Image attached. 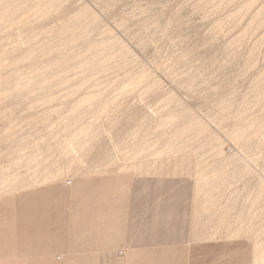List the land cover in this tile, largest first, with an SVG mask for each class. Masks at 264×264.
<instances>
[{"label":"rangeland","instance_id":"1","mask_svg":"<svg viewBox=\"0 0 264 264\" xmlns=\"http://www.w3.org/2000/svg\"><path fill=\"white\" fill-rule=\"evenodd\" d=\"M48 1L0 0V4L9 3V9L16 11L13 20L0 22V47H4L2 48L4 53L8 49L7 55L12 54L5 58L7 62L4 68L1 67L3 68L1 71L4 73L0 71V88H6L9 94H14L10 95L12 98L8 99L7 103L12 104L15 110L14 117L0 118V132L2 127L5 131L2 142L3 163L10 164L16 155L19 158L22 157L19 171L24 180L20 184L23 185L21 187L30 184L32 178L29 181L25 178L31 177L32 172H35L29 167V156L41 150H35L32 145V142L39 136L44 134L46 144L49 145L51 142L56 147L60 141L73 143L74 146L78 144L77 151L82 153L83 148L86 149L88 146L89 136L93 135L95 131L107 137L104 134V129H107L108 137H112L117 143H120L123 142L124 135L127 136L128 132H132L135 127L139 128L140 126V132L146 133L139 132L138 139H147L148 146L152 143L151 148L147 146L149 149L142 150L139 145H141V141L143 143V140L137 139L139 143L136 144V149L129 147L128 144L126 145L128 149L121 147V150H112L113 154L108 153L111 156H108L107 153H100L102 158L105 155L102 159L105 162L107 161L105 157L116 160L114 154H117L119 158L123 155L124 159L122 157L120 163L118 160V163L115 161L116 164L113 162L107 165L110 168H105V162L100 159V164H104L101 166L102 170H98L100 173H95L98 174L97 176L89 175L90 179L87 180V185L96 188V191L93 190V194L98 193L97 190L102 187L105 179L116 181L117 185L125 188L126 193L124 196L122 195L125 200L124 210L111 215L110 218H101V211L97 206L91 207L85 220H81L80 224H83L84 227L76 228L77 233L78 231L84 233L82 236L85 238L83 246L90 252H102L103 249L97 245L99 241L96 239L101 238L100 242H105L103 241L105 236L98 235V227L102 226L105 221L110 224L113 222L116 226L115 228L111 227L110 232H107L109 233L106 237L107 240L114 239L116 243L121 240L112 250L113 256H123L124 254L127 256L134 250L148 249L155 250L154 254L163 259H176L179 264H250L258 254L257 247L264 243L262 236H260V240L256 241V235L260 231L262 232V226L264 227V203L259 207L254 204L257 179L260 178V181H264V151L255 147L244 149L241 144L237 145L232 142L230 135L233 130L239 129V127L250 130L248 123L244 127L245 122L257 120L264 115V99L261 100L262 102L255 101L256 99L252 97L256 80L264 75V18L257 17L262 3L255 5L246 16L237 20L233 16L241 11L249 0H63L61 12L64 15L54 11L38 19V7L45 6ZM39 4L42 6H38ZM85 10L87 13L78 25L77 18ZM176 21H180V26L175 25ZM170 23L173 25L164 31V26ZM74 25L80 32H86L89 37L87 41L79 40L72 36L71 31H67V27ZM245 31L247 32L245 40L240 43L238 38ZM144 44L146 45L142 46ZM16 46L23 48L17 51V56L15 55L18 50L15 49ZM12 47H15V50L13 49L15 53L10 52L13 51ZM125 51L130 53L135 61L128 67L123 64ZM23 52H27L28 55L35 53L36 66L43 68V81H39L35 86H23V80L20 79L22 75L31 71L29 62H25L27 64L25 66V63L19 61L22 60L20 54ZM177 59H180L181 62L175 66L172 65L171 62ZM82 60H93L94 64L86 72H81L79 63ZM62 61L64 66L61 65V69H57V64ZM142 71L147 72L153 79L160 82L161 90L158 94H154L157 91L152 85L141 84ZM65 76L69 79V85L73 86L66 89L44 85L45 82L54 85L55 80ZM133 80L139 85H135L137 87L134 89H124L122 85ZM189 81L194 87L186 89V84ZM230 82L232 86L229 87ZM252 82L255 84L252 85ZM251 87L253 88L251 89ZM122 88L126 93L136 92L137 94L123 96L121 95L124 93ZM216 89L221 90V96L219 92L216 93ZM92 92L103 95L85 104L80 102ZM222 93L224 94L222 95ZM65 94L72 96H65ZM216 94L217 96L214 97ZM226 94L234 100H231L233 107L229 105L230 112L224 113V115L223 110L220 112V105L219 102L216 103V100L219 101V97L228 96ZM15 95L20 97L17 98ZM50 95L54 96L56 100L43 102L44 98H49ZM203 96L208 97L206 98L208 102L206 99L203 100ZM33 103H35V109L29 107ZM129 104L134 106V108L129 107L131 111L127 108L130 106ZM216 104H218L217 107ZM101 105L108 106L110 109L103 114L100 112L101 115H99L98 110ZM238 108L248 109L247 114L251 117V120L248 116L245 117V120H241L243 125L238 120L237 114L241 113ZM55 109L58 110L59 117L57 115L53 117L57 122L54 126L44 123L45 119L38 118L46 117L45 114L49 110ZM71 109L76 110L71 111ZM184 109L185 111H182ZM95 110H97V114L99 113L98 115L94 114ZM184 112L186 113L184 114ZM138 113H143V115ZM221 115L225 118L223 119ZM129 116L134 117L132 119L136 123L132 122ZM172 116L178 117L172 122L174 126L165 123L168 118H173ZM183 116H187L185 117L187 120L194 117L195 120H193L196 121L197 118V121L200 120L204 125L206 124V128L208 127L214 136L211 137L213 134L210 136L211 133L208 130L210 134L204 136L206 138L209 136L211 138V140L208 138L209 141L204 136L202 140L201 137L198 138L197 131H194L196 133L194 138L191 136L193 139L189 136H187L189 139L184 136V140H182L183 136L175 137L177 143L174 144H178L180 148L184 147L188 140L186 145L189 147L192 145L195 150L185 146L181 149L182 151L180 150V153L178 151L170 152L167 150L166 140L168 141L170 137L172 140L176 135L171 127L173 126L176 130L175 128L181 124L193 122L192 119L190 122L185 120ZM118 117H121L122 121ZM142 117L145 120L151 119L146 122ZM180 117H183L184 120ZM127 119H131L132 123L129 122L130 120L127 123ZM117 120H119L117 123H113ZM141 120L143 123L139 122ZM181 120L185 122L183 123ZM230 120L233 121L232 124H229ZM157 121L159 122L157 123ZM175 121L178 125L175 124ZM102 122L105 128L101 126ZM68 123H70L69 127ZM72 123H75L73 131ZM94 123L97 124V128L92 127ZM118 123L122 126L120 127ZM126 123L127 125L123 126ZM133 123L138 124L135 126ZM13 124L15 125L14 132L9 129ZM113 124H116L115 128H112ZM142 124L145 127L141 128ZM156 124L165 126L162 129L163 132H161L163 126L158 127L157 130L156 127H153ZM17 125L20 126L18 129H16ZM83 126L85 127L82 128ZM148 126L152 131H157L156 134H153L154 131H149ZM146 129L147 131H145ZM168 129L171 130L168 131ZM109 130L112 132L110 133ZM158 130L160 131L158 132ZM164 131H167L166 134L169 136L163 134ZM169 132L175 133V135H170ZM161 134L165 136L162 137ZM157 136H160L159 143ZM164 137H166L165 140ZM195 138L198 140H194ZM190 140L192 141L190 142ZM168 142L170 143V140ZM183 143L184 145H182ZM153 144H156V149H153ZM178 145L175 147L178 148ZM162 147L166 148V153L164 150L161 155H164L162 163L155 165V170L152 168L155 171L153 172L152 161L147 160L149 155H152L149 151L159 152L163 150ZM53 149L56 148L53 147ZM130 149L134 150L137 156L142 153L141 150H145L143 154L149 150V154L148 156L144 154L146 157L142 155L140 156L142 158L133 160L131 158L135 155L133 156V151L131 150V153ZM185 149L189 152L186 153ZM56 150L57 154L64 152ZM190 151L194 152H192L193 155L189 154ZM94 152L91 154L94 155L97 151ZM125 153L130 156L132 163L129 157L128 160L125 159L127 158ZM173 153H177L176 156L172 157ZM96 156L100 157L94 155V157ZM165 156L169 157L164 158ZM26 159L28 167L24 166ZM53 159H55V155ZM142 159L145 161H141ZM141 162L149 163V166L142 167L140 171L135 167ZM92 163L95 162L92 161ZM129 164H132L130 168L135 169L134 171L131 169L129 172V169H126V172L121 170L120 167L123 166L129 168ZM175 165L176 167H174ZM102 167L108 171L103 170ZM158 167H161L160 170ZM195 167L198 169L196 170ZM244 169H247L248 172H243ZM234 172H238L236 179L230 178ZM138 173L141 174L137 175ZM200 173L202 176H206L207 181L213 179L214 186L204 183L205 179L200 178L202 177ZM133 174L134 176H132ZM66 181L68 184L70 183L69 178L64 177L57 183L47 186L46 189L52 190L51 193H48L52 199H43L42 205L40 195L37 193L30 195L31 192L28 191L19 192L12 204L0 201V264L5 262L2 255L5 249V240L10 233L15 231L17 233V229L50 225L59 227L63 213V218L67 222L66 226H70L71 220H73L70 215L71 205L73 204L76 208L79 203H84L83 200L86 201L84 198L87 194L72 193ZM75 183L76 181L73 182V184ZM207 200L216 206L211 205L215 210H218V214L210 206L208 208L212 210L211 213L200 209L201 204L205 208L204 203ZM57 203H59L58 208ZM203 214L208 215L205 216L208 218H203ZM75 215L82 216V214L74 213ZM241 218H244L243 221ZM219 220L222 225L226 222V227L220 225ZM206 230L207 232H205ZM234 230L240 232H237L238 237ZM95 237L96 239H94ZM260 241L261 243L258 244ZM103 244L110 246V242ZM110 257L108 253H105L101 259L106 260Z\"/></svg>","mask_w":264,"mask_h":264},{"label":"bare ground","instance_id":"2","mask_svg":"<svg viewBox=\"0 0 264 264\" xmlns=\"http://www.w3.org/2000/svg\"><path fill=\"white\" fill-rule=\"evenodd\" d=\"M25 2L26 1H28V0H24ZM261 4L262 3V7H261V9H259V11H258V13H257V17H262V18H264V0H249L247 3H246V5L243 7V9L241 10V11H238L234 16H233V18L234 19H241V18H243L244 16H246L247 14H248V11L249 10H251V9H253L254 8V6L255 5H257V4ZM9 3H6V5H2V3L0 4V22H7V21H10V20H13L14 19V15H15V13H16V11H12L11 9H9V5H8ZM62 5H63V0H49L46 4H45V6H43V7H38V12H37V14L39 15L38 16V19H40V18H42L43 16H46V15H48V14H50V13H52V12H59V13H62L61 15H64L63 14V12H61L62 11ZM38 6H42L41 4H39ZM33 10H35V9H33ZM87 13V11L85 10L84 12H82V13H80V16L77 18V22H78V25L80 24V22H81V20L83 19V16L85 15ZM14 16V17H13ZM13 17V18H12ZM20 22H23V21H20ZM169 22V21H168ZM167 22V23H168ZM177 22V21H176ZM180 22V21H179ZM179 22H177V23H175V25L176 26H180V23ZM173 25V24H172ZM171 25V23L170 24H166L165 26H164V31H166L170 26H172ZM175 26V27H176ZM176 28H178V27H176ZM18 30H20V29H18ZM67 31L68 32H72L73 34H72V36H74V37H77L79 40H84V41H87L88 39H89V37L86 35V32H80L79 30H78V28H77V26H72V27H67ZM48 33V32H47ZM50 33H51V30H50ZM246 34H247V32L245 31L244 32V34H242L239 38H238V40H239V42L241 43V42H243L244 40H245V37H246ZM146 44H144V45H142V46H145ZM17 47V46H16ZM1 48V47H0ZM2 48H4V47H2ZM1 48V49H2ZM15 48V47H14ZM13 47H12V49L11 50H13L14 49ZM20 48H22V47H20ZM20 48H15V49H18V50H16V53L14 52V50L13 51H10V52H14L15 53V55L18 53L17 51H20L19 49ZM76 48V47H75ZM74 48V49H75ZM0 49V51L2 52L3 51V49L1 50ZM23 49V48H22ZM74 49H73V52H74ZM29 50V49H28ZM27 50V52H29ZM23 51V50H22ZM31 51V50H30ZM100 51V50H99ZM0 52V53H1ZM6 52V51H5ZM7 52H8V49H7ZM6 52V53H7ZM27 52H23L24 53V55H23V53L22 54H20V55H22L21 56V58L20 59H22V60H19V58H17L16 57V59H18L20 62H23V63H25V62H29L30 63V76H27V77H24L25 75H27V74H29V73H25L24 75H22V77L20 78V79H22L23 80V86H35V85H37L38 83H39V81H43V77H44V72H43V68H41V67H38V66H36V64H35V53L34 54H32L31 52V54H29L28 55V53ZM6 53H4V52H2V54H0V71L1 70H3V68H4V66L6 65V57L7 56H9V55H12V54H6ZM20 53V52H19ZM25 53H27V54H25ZM14 56V55H13ZM17 56V55H16ZM18 57H19V55H18ZM182 59V58H181ZM183 60V59H182ZM14 62V61H13ZM16 62H17V60H16ZM94 61L92 60H90V61H85V60H82V61H80V66H81V72H86L87 70H89V68L92 66V64H94L93 63ZM173 62V61H172ZM171 62V64L173 65L174 64V66H175V64H178V63H180L181 61H180V59H177V60H175L173 63ZM133 63H135V61H134V59L131 57V55H130V53H128L127 51H125L124 52V55H123V64L125 65V66H130V65H132ZM14 64H15V62H14ZM18 65H20V63H17ZM26 64V63H25ZM187 64V63H186ZM18 65H16V66H18ZM61 65L62 66H64V62L62 61V63L61 62H59L58 64H57V69H61ZM21 66L23 67V64H21ZM21 66H19L20 68H21ZM25 66H27V64L25 65ZM174 66H173V68H174ZM1 67H3V68H1ZM18 67V68H19ZM28 67H29V64H28ZM172 68V69H173ZM17 71H19V70H17ZM171 71V70H170ZM2 72V71H1ZM0 72V73H1ZM9 73L11 72V71H8ZM2 73H4V72H2ZM167 74V73H166ZM200 74V73H199ZM173 75V74H172ZM201 75H202V73H201ZM200 76V75H199ZM155 78V77H154ZM171 78V77H170ZM256 79V78H255ZM254 79V80H255ZM140 80L142 81L141 82V84H144V83H148L149 85H152L154 88H155V90L157 91V93L156 92H154V94H158V92H160V90H161V84H160V82L159 81H157L156 79H153V77L151 76V75H149L147 72H141V75H140ZM188 80V79H187ZM190 80V79H189ZM204 80V79H203ZM172 81H173V79H172ZM201 81V80H200ZM55 82V84L54 85H51L50 83H44V85L45 86H48V87H61V88H69V86H73V85H69V79H68V77H64V78H60V79H57V80H55L54 81ZM175 82V81H174ZM177 82V81H176ZM191 82H192V80H191ZM180 83V82H179ZM185 83H186V81H185ZM193 83V82H192ZM192 83H190V81H189V83L187 82V84H186V89L187 88H192V87H194L193 85H192ZM226 83H228V82H226ZM48 84H50V85H48ZM201 84H203V83H201ZM230 84H231V82H230ZM253 84H255V82H252V85ZM135 85H139L138 83H136V81L135 80H133V81H131V82H128V83H126V84H124V85H122L123 87H124V89H126V88H128V89H134V88H136L137 86H135ZM185 85V84H184ZM225 85H227V84H225ZM228 86L230 87V86H232V84L231 85H229L228 84ZM226 87V86H225ZM224 87V88H225ZM228 87V88H229ZM185 88V87H184ZM253 87H251V89H252ZM222 89H223V87H222ZM217 90V92L216 93H218L219 92V94L221 93L220 91L221 90H218V89H216ZM223 90H226V89H223ZM223 90H222V92H223ZM122 91H123V88H122ZM227 91V90H226ZM225 91V92H226ZM253 95H252V97L253 98H255L256 100L255 101H261L262 99H264V75H261V77L260 78H258V80H256V85H255V87L253 88ZM124 92V91H123ZM224 92V93H225ZM215 93V92H214ZM224 93H222V95L224 94ZM227 93V92H226ZM133 94H137L136 92H128V93H126V92H124V93H121V95H123V96H130V95H133ZM213 94V93H212ZM218 94V95H219ZM229 94V93H228ZM228 94H226V95H228ZM10 95H14V94H9L8 93V91L6 90V88H3V87H1L0 88V118H12V117H14V112H15V110H14V107L12 106V104L10 105V104H8L7 103V100L8 99H10V98H12V97H10ZM103 94L102 93H94V92H92V93H90V94H87L86 96L87 97H85V98H83L80 102L81 103H86V102H88V101H92L94 98H97V97H100V96H102ZM120 95V96H121ZM214 95V94H213ZM231 95V94H230ZM65 96H72L71 94H65ZM134 96V95H133ZM217 96V94L214 96V97H216ZM220 96H221V94H220ZM15 97H20V96H17V95H15ZM231 97V96H230ZM229 97V95L228 96H223V97H219V101H217L216 100V103L217 102H219V105H220V112H221V110H223L222 111V113L224 114H226L227 112L229 113L230 111H229V105H231L232 103V101L231 100H234V99H231ZM125 98V97H124ZM206 98H208V97H204L203 96V100L205 101V99ZM56 100V98L54 97V96H51L50 95V97L49 98H44V101L43 102H54ZM202 100V99H201ZM207 100V99H206ZM207 102H208V100H207ZM262 102V101H261ZM126 103V102H125ZM258 104V103H257ZM130 106H128L127 108L129 109V107H132V108H134V106L132 105L131 106V104H129ZM217 105L218 104H216V107H217ZM233 105V104H232ZM231 105V107H233ZM29 107H31V109H35L36 107H35V103H33V104H31ZM123 108H125V107H123ZM126 108V109H127ZM135 108H136V106H135ZM139 108V107H138ZM110 109V108H109ZM109 109H108V106H105V105H101V108L98 110V112L100 113H104L106 110H108L109 111ZM240 108H238V110H239ZM74 111V110H76V109H71V111ZM130 111H131V108L129 109ZM133 110V109H132ZM218 110V109H217ZM230 110H232L231 108H230ZM234 110V109H233ZM96 111L97 110H95V113L94 114H97L96 113ZM182 111H185V109L184 110H182ZM57 113V114H55V113ZM107 112V111H106ZM124 112V111H123ZM125 112H126V110H125ZM124 112V113H125ZM128 112V111H127ZM138 112V111H137ZM140 112V111H139ZM237 112V111H236ZM239 112H241V113H238L237 115L239 116V119L238 120H240V123H241V120L243 121V120H245L247 117L246 116H248V109H246V108H243V110H241L240 109V111ZM59 112H58V110H49L48 112H47V114H45V116L46 117H38V118H42V119H45L44 120V123H49V125H51V126H54L55 124H57V122H56V119L55 118H53L55 115H57L58 117H59V114H58ZM98 113V114H99ZM101 113L99 114V115H101ZM111 113H112V111H111ZM129 113V112H128ZM181 113H183V112H181ZM180 113V114H181ZM186 112H184V114H185ZM188 113V112H187ZM97 114V115H98ZM127 114V113H126ZM135 114V113H134ZM133 114V115H134ZM138 114H140V113H138ZM138 114H136V115H138ZM224 114V115H225ZM247 114V115H246ZM106 115H108L107 113H106ZM132 115V116H133ZM136 115L134 116L135 117V119H136ZM140 115H143V113L142 114H140ZM144 115H146V114H144ZM182 115V114H181ZM187 116H188V114H186ZM103 117L105 116V114L104 115H102ZM110 116V115H109ZM108 116V117H109ZM113 116V115H112ZM118 116V115H117ZM121 116V115H120ZM132 116H129L131 119L133 118L134 119V117H132ZM187 116H185V117H187ZM222 116V118L224 119L225 118V116H223V115H221ZM138 117H139V115H138ZM150 117V116H149ZM173 117V116H172ZM184 117V116H183ZM182 117V118H183ZM184 117V118H185ZM191 117V116H190ZM246 117V118H245ZM249 117V116H248ZM260 117V116H259ZM106 118V117H105ZM110 118H111V116H110ZM119 118V117H118ZM144 120H145V118H146V116H145V118L144 117H142ZM178 117H173V118H168L166 121H165V123H168V124H172V122L175 120V119H177ZM181 117H180V119H182ZM184 118L182 119V120H184ZM251 117H249V119H250ZM258 118V117H257ZM108 119V118H107ZM115 119V118H114ZM114 119H112L113 121H114ZM120 120H121V117L119 118ZM131 119H127L126 121H127V123H128V121L129 122H131ZM133 119H132V122H135V121H133ZM141 119V118H140ZM151 119V118H150ZM150 119H147L148 121L150 120ZM153 119V118H152ZM192 119V118H191ZM190 118H188V120L185 118V120H187V121H192L193 119H194V117H193V119L191 120ZM252 119H256V118H252ZM2 120V119H1ZM4 120V119H3ZM110 120V119H109ZM108 120V121H109ZM116 120V119H115ZM143 120V121H144ZM147 120H145L146 122H147ZM154 120V119H153ZM181 120V121H182ZM195 120V119H194ZM193 120V122H190V124H181L180 126H177V128H175L176 130H174V125L171 127V129L173 128V131H175L176 132V135H175V133H170V135H175L173 138H172V140H171V137H170V143L166 140V144L168 145V147H167V150L168 151H172V152H174V151H178V153H180V150L182 149V148H184L185 146H188V145H186L189 141L187 140V143L184 145V143L182 144V145H184V147H182V148H180V146L178 145V144H174L175 142L177 143V141H176V139L177 138H180V137H182L183 136V139L182 140H184V136L185 137H187V136H189V138H191V136L193 137H195V135H196V133H194V131H197L198 133H197V137L198 138H200L201 137V140L202 139H204V138H202L204 135L205 136H207V135H209L210 133V136L213 134L211 131H210V129L208 128H206V124L204 125V123L203 122H201L200 120L199 121H197V118H196V121H194ZM251 120V119H250ZM107 121V122H108ZM119 120H117L116 122H113V123H117ZM122 121V120H121ZM247 121V120H246ZM41 122V121H40ZM124 122H125V120H124ZM123 122V123H124ZM131 122V123H132ZM139 122H142V120L141 121H139ZM138 122V123H139ZM152 122V121H151ZM159 121H157V123H158ZM161 122V121H160ZM179 122V121H178ZM183 122V121H182ZM185 122V121H184ZM183 122V123H184ZM188 122V123H189ZM232 120H230V122H229V124H232ZM108 123H110V122H108ZM107 123V124H108ZM112 123V122H111ZM127 123L126 124H123V126L124 125H127ZM136 123V122H135ZM135 123H133L134 125H135ZM137 123V124H138ZM143 123V122H142ZM154 123H155V121H154ZM153 123V124H154ZM246 123H248V127L250 128V130L249 129H247V128H240L239 127V129H237L236 127V129L235 128H233V129H235V130H233L232 132H231V135H230V139L232 140V142H234L235 144H237V145H239V144H241V146H242V148H244V149H249V148H251V147H255V148H257L258 150H262V151H264V115H263V117H261V118H259V119H257V120H253V121H248V122H245V125H244V127L246 126ZM104 123L102 122V124H101V126H103L104 128H105V126L103 125ZM121 124V123H120ZM132 124V125H133ZM136 124V125H137ZM149 124H151V123H149ZM162 124V123H161ZM161 124H158V125H160V126H158L157 124L156 125H153V127L157 130V128L158 127H161V126H163V125H165L164 123H163V125H161ZM175 124H176V121H175ZM180 124V123H179ZM242 125H243V123H241ZM72 127H73V129H72V131L74 130V128H75V123H72ZM118 125H119V123H118ZM135 125V126H136ZM176 125H178V123L176 124ZM67 126L69 127L70 126V123H68L67 124ZM78 126L81 128V126L78 124ZM107 126V125H106ZM114 126H116V124L114 125L113 124V127L112 128H115ZM120 126V125H119ZM121 126H122V124H121ZM120 126V127H121ZM128 126H129V124H128ZM130 126H131V124H130ZM134 126V127H135ZM139 126V125H138ZM144 125L142 124V126H141V128L143 127ZM165 126H168L167 124L165 125ZM165 126H163V127H161V130L165 127ZM207 126H209L208 124H207ZM241 126V125H240ZM14 127H15V125L13 124L11 127H9V129L11 130H13L12 132H14ZM20 126L19 125H17L16 126V129H18ZM59 127V126H58ZM57 127V128H58ZM85 126H83L82 128H84ZM92 127H94V128H97V124L96 123H94L93 125H92ZM111 127V126H110ZM125 127H127V126H125ZM132 127V126H131ZM133 127V128H134ZM145 127V126H144ZM151 127H152V125H151ZM168 127H170V126H168ZM168 127H166V128H168ZM243 127V126H242ZM111 128V129H112ZM117 128V127H116ZM133 128H131V129H133ZM139 128H140V126H139ZM139 128L138 127H135L133 130H132V132H128L127 133V136L126 135H124L125 136V138L123 139V142L121 141H119L120 143H117L116 141H115V139L113 138L112 139V137L111 138H109L108 137V131H107V129H104V134L107 136V137H104V135H102V134H100L99 132H96L95 131V133L93 134V135H90L89 136V139H90V141L88 140V146H87V148L86 149H84L83 148V150H82V153H80L79 151H77L78 150V144H75V146L73 145V143H68L67 141H64V142H61L60 141V143H57V147L56 146H53L52 145V143L50 142L49 143V146H53V147H55L56 149H59V150H62V151H64V152H62L61 154H59V156H58V163H59V166H58V171H57V173L55 172L54 173V178L51 180H46L45 181V179L43 180V181H39V179H37L38 178V175H39V173H40V171H38V173L35 171V172H32V174H31V177H26L25 178V180H28L29 181V179H33L34 178V180L32 181V179L30 180V184H28V185H25L24 187H21V186H23V185H20L22 182H23V180H24V177H23V175H22V177L20 176V171H19V166H20V164H21V161H22V157L21 158H19L18 157V155H16V156H14L13 157V161H11L10 162V164H4L3 163V150H2V142H3V136H4V134H5V131H4V129H3V127H2V130H1V138H0V195H5V194H9V193H15V192H17V191H24V190H27V189H31V188H33V187H36V186H41V185H44L45 183H47V182H49V183H52V182H55V181H57V180H60V179H62V178H64V177H69V176H72L71 175V170H72V167H73V165H76L79 169H81V170H85L87 173H89V174H91L92 176L94 175V176H97L99 173H100V171L98 172V170H102L101 169V166L103 165L104 166V164L107 166V165H109V164H112L113 162L116 164V162L118 163V160H119V163H120V158H122L123 157V159H124V156L122 155V157H118V155L117 154H114L115 156H116V160H113V158H111V157H105V159H107V161L105 162L104 160H102V159H104V156L105 155H103V158L101 157V155H100V153H102V154H104V153H107V155L108 156H111V155H109L111 152H113L112 150H121V147H124V148H127L126 147V145H128L129 144V147H136V144L137 143H139V142H137V139L139 138V132L141 131V129L139 130ZM147 128V127H146ZM153 128V129H154ZM165 128V129H166ZM15 129V130H16ZM144 129V128H143ZM148 129H150V127L148 126ZM171 129H168V131H170ZM210 131V133H209V131ZM252 130V131H251ZM89 131V130H88ZM110 131V130H109ZM116 130H114V132H115ZM145 131H147V129L145 130ZM149 131H151V132H153L154 131V133L153 134H156L155 132H157V131H155V130H149ZM160 130H158V132H159ZM172 131V132H173ZM112 131H110V133H111ZM117 132H118V130H117ZM124 132V131H123ZM143 132V131H142ZM142 132H140V133H142ZM151 132H150V136H151ZM161 132H163V130L161 131ZM165 132V131H164ZM167 132V131H166ZM166 132L165 133H163V134H166ZM208 132V133H207ZM116 133V132H115ZM146 133V132H145ZM145 133H142V134H145ZM17 134V133H16ZM40 134V132L38 133V135ZM141 134V135H142ZM152 134V135H153ZM113 135V134H112ZM147 135V134H146ZM162 135V134H161ZM167 135V134H166ZM145 136V135H144ZM163 136H165V135H162V137ZM167 136H169V135H167ZM166 136V137H167ZM179 136V137H178ZM204 136V137H205ZM214 136V134L211 136V137H213ZM103 137L105 138V140L103 139ZM142 137H143V135H142ZM157 137H159L158 138V143H159V139H160V136H157ZM166 137H164L163 139L165 140V138ZM175 137H177V138H175ZM193 137V138H194ZM19 138V137H18ZM118 138H119V136H118ZM149 138V137H148ZM188 138V137H187ZM188 138V139H189ZM193 138H191V139H193ZM206 138V137H205ZM208 138H210L209 136H208ZM208 138H206L207 140H208ZM107 139V140H106ZM145 139V138H144ZM143 138L142 139H138L139 141L140 140H143V143H142V141L140 142V144L141 145H139V146H141V149L143 150V149H149V148H147V146H148V144H149V142H148V140L147 139H145L144 140ZM213 139V138H212ZM46 137L44 136V134L43 135H41V136H39L38 138H36L33 142H32V145H33V147H34V149L35 150H37V149H44V148H46L47 147V144H46ZM147 140V141H146ZM162 140V139H161ZM163 140V141H164ZM175 140V141H174ZM194 140H198V139H194ZM210 140H211V138H210ZM150 141H152V140H150ZM179 141V140H178ZM181 141V140H180ZM185 141H186V139H185ZM192 140H190V142H191ZM196 141L194 142V143H196ZM200 141V140H199ZM209 141V140H208ZM117 144H116V143ZM153 142V141H152ZM157 142H154V143H157ZM193 142H192V144H193ZM127 143V144H126ZM151 143V142H150ZM162 143V142H161ZM164 143V144H165ZM152 144V143H151ZM151 144H150V146H148V147H152L151 146ZM163 144V145H164ZM191 144V143H190ZM58 145H59V147H58ZM132 145V146H131ZM135 145V146H134ZM138 145V144H137ZM159 145V144H158ZM175 145L177 146L178 145V148H176L175 147ZM191 147H192V145H190ZM196 146V145H195ZM194 146V147H195ZM159 147V146H158ZM157 147V148H158ZM164 147H165V145H164ZM191 147H189L188 146V149H191ZM197 147V146H196ZM195 147V148H196ZM124 148H122V149H124ZM133 148V149H134ZM137 148H139V147H137ZM160 148V147H159ZM187 148V147H186ZM193 148V147H192ZM128 149V148H127ZM136 149V148H135ZM134 149V150H135ZM153 149H156V144H153ZM161 149V148H160ZM162 149H163V147H162ZM166 148H164L163 150H160L159 152L158 151H155V153H154V151H153V153L151 152V151H149V150H146L147 151V153L145 154L146 156H148V154H149V152H150V154H152L151 156H152V158H151V156L149 155V159H147V160H151L152 162V165H153V167H151V169L153 168L154 170H155V165H157V164H159L160 162L162 163V157L164 156H161L162 154H163V151L165 150ZM194 149V148H193ZM66 150H67V152H66ZM132 149H130V151H131ZM134 150H132L133 151V156L135 155V151ZM140 150V149H139ZM140 151V152H142V153H139L138 154V156H137V153H136V155H135V157H132L131 159H133L134 160V158H142V157H140V156H142V155H144L143 154V152H145V150L144 151ZM151 150V149H150ZM184 150V149H183ZM195 150V149H194ZM193 150V151H194ZM197 150H198V148H197ZM17 151H19V150H17ZM22 151V150H21ZM97 153H95V152ZM110 151V152H109ZM125 151V150H124ZM132 151H131V153H132ZM137 151V150H136ZM149 151V152H148ZM167 151V154L169 153ZM182 151V150H181ZM192 151V152H193ZM91 152L93 153H95L94 155H98V156H100V157H94V155L93 154H91ZM117 152V151H116ZM120 152V151H119ZM126 152V151H125ZM165 153H166V150L164 151ZM185 152L187 153V152H189L188 150H186L185 149ZM191 152V151H190ZM192 152L191 153H189V154H191V155H193L192 154ZM195 152V151H194ZM193 152V153H194ZM109 153V154H108ZM118 153V152H117ZM129 153V152H128ZM185 153V154H186ZM195 153H197V152H195ZM16 154H18V153H16ZM111 154H113V153H111ZM123 154V153H122ZM166 154V155H167ZM175 154H177V153H173V155H172V157L173 156H176ZM184 154V153H183ZM91 155H93V156H91ZM106 155V156H107ZM119 155H120V153H119ZM125 155H126V153H125ZM128 155H130V153L128 154ZM132 155V154H131ZM144 155V156H145ZM169 155V154H168ZM188 155V154H187ZM121 156V155H120ZM127 156V155H126ZM137 156V157H136ZM143 156V157H144ZM145 156V157H146ZM170 156V155H169ZM169 156H165L164 158H166V157H169ZM177 156H179V155H177ZM184 156V155H183ZM91 157H93V158H91ZM128 157H129V159H130V156H127V158H125V159H127L128 160ZM144 157V158H145ZM171 157V156H170ZM35 158H38L39 160L42 158V156L41 155H38L37 157H35L34 156V159ZM109 158V159H108ZM151 158V159H150ZM226 158H228V157H226ZM91 159H94V160H91ZM102 160L103 162H105L104 164H100L101 162H99V160ZM112 159V160H111ZM130 159V160H131ZM122 160V159H121ZM166 160V159H165ZM175 160V159H174ZM188 160V159H187ZM29 161L31 162V163H33V156H31V157H29ZM92 161L93 162H95V163H92ZM116 161V162H115ZM123 161V160H122ZM141 161H145L144 159H142ZM169 161V160H168ZM228 161H229V158H228ZM124 162H127V161H124ZM135 163H136V161H134ZM138 162V161H137ZM146 162H148V161H146ZM187 162V161H186ZM230 162V161H229ZM131 163H132V160H131ZM143 163V164H142ZM169 163V162H168ZM114 164V165H115ZM126 164V163H125ZM121 165H122V163H121ZM128 165V164H127ZM162 165V164H161ZM160 165V166H161ZM105 166V168H108L109 166H107L106 167ZM111 166H113V165H111ZM116 166V165H115ZM132 166V164H129V168H125L124 166L123 167H120V168H122L121 170H126V169H129L128 170V172L130 171V169L131 170H133L132 168H130ZM144 166H146V167H148L149 166V163H147V164H144V162H141V163H139V164H137L136 165V169H138V170H140L142 167H144ZM128 167V166H127ZM133 167V168H134ZM174 167H176V165L174 166ZM103 168V167H102ZM110 168V167H109ZM115 168V167H114ZM119 168V167H118ZM159 168V167H158ZM161 168V167H160ZM160 168L158 169V170H160ZM32 169H33V166H32ZM117 169V168H116ZM147 169V168H146ZM153 169H152V171H153ZM195 169L197 170L198 168H196L195 167ZM35 170V169H34ZM103 170H105L104 168H103ZM135 170V169H134ZM133 170V171H134ZM174 170H175V168H174ZM173 170V171H174ZM182 170V169H181ZM195 170V171H196ZM105 171H108V169L107 170H105ZM141 171V170H140ZM139 171V172H140ZM147 171V170H146ZM179 171H180V169H179ZM92 172H93V174H92ZM98 172V174L96 175L95 173H97ZM120 172V171H119ZM123 172V171H122ZM126 172V171H125ZM124 172V173H125ZM127 172V173H128ZM153 172H155V171H153ZM159 172V171H158ZM165 172H166V170H165ZM182 172V171H181ZM243 172H248V170L247 169H244V171ZM152 173V172H151ZM162 173V172H161ZM180 173V172H179ZM187 173V172H186ZM185 173V174H186ZM197 173H198V171H197ZM104 174H106L105 172H104ZM141 174V173H140ZM139 173L137 174V175H140ZM147 174V173H146ZM155 174H157V173H155ZM172 174H174L173 172H172ZM189 174H190V172H189ZM100 175H103V174H100ZM153 176H154V174H152ZM180 175V174H179ZM198 175V174H197ZM36 176H37V178H36ZM132 176H134V174L132 175ZM181 176V175H180ZM200 176H202L201 175V173H200ZM237 176H238V172H234V173H232L231 175H230V178H232V179H236L237 178ZM195 177H197L196 176V174H195ZM200 178H203V179H205L206 178V176H202V177H200ZM198 179L196 178V181H197ZM213 180V179H212ZM211 179L210 180H206L205 179V181H204V183L206 182V184H208V185H210V184H212V183H214L213 181H212ZM261 179L259 178V179H257V184H255V185H257V186H255V187H257V189H256V197H255V202H254V204H255V206H257V207H259V205H261V204H263L264 203V181H260ZM35 181V182H34ZM199 181H201V180H199ZM68 181H66V183H67ZM70 183L68 184L67 183V185H71L72 184V181H69ZM198 182V181H197ZM263 182V183H262ZM213 185V184H212ZM214 186V185H213ZM205 208L203 207V205L201 204L200 205V209L202 210V211H209L210 213H211V211L212 210H210V208H213V206L211 207V205H214V204H212L211 203V201H209V200H207V201H205ZM210 206V208H208ZM215 206V205H214ZM216 207V206H215ZM200 209H198V210H200ZM214 209V211H216L215 213H219V212H217L218 210H215V208H213ZM201 211V212H202ZM220 211V210H219ZM200 212V211H199ZM198 212V213H199ZM200 212V213H201ZM204 213V212H203ZM207 213V212H206ZM205 213V214H206ZM243 213V212H242ZM216 214V216H218ZM204 215V214H203ZM202 215V217L203 218H206L205 216H208V215H204L203 216ZM214 216H215V214H213ZM212 215V216H213ZM220 215V214H219ZM210 217V216H209ZM208 218V217H207ZM206 218V219H207ZM213 219V218H212ZM242 219H244V218H241V220ZM201 220V219H200ZM209 220V219H208ZM202 221V220H201ZM205 221V220H204ZM207 221V220H206ZM220 221L221 220H219V223H220ZM243 221V220H242ZM200 222V221H199ZM212 222V221H211ZM211 222H210V225H211ZM214 222V221H213ZM216 222V221H215ZM222 222H223V220H222ZM204 223V222H203ZM225 223L226 222H224L223 223V225H225ZM201 224V223H200ZM200 224H198V225H200ZM205 224V223H204ZM213 224V223H212ZM216 224H218V223H216ZM207 225H209V224H207ZM215 225V224H214ZM220 225H222V223H220ZM222 225V226H223ZM213 226V225H212ZM200 227V226H199ZM203 227H205V226H203ZM202 227V228H203ZM210 227V226H209ZM225 227H226V225H225ZM214 228V227H213ZM213 228H211V229H213ZM216 228V227H215ZM210 229V228H209ZM220 229H221V227H220ZM226 229V228H225ZM262 232L260 231V233H256L257 235H256V241H258V240H260V236H262V240H263V237H264V227L262 226ZM203 230V229H202ZM198 231H199V229H198ZM204 231V230H203ZM225 231V230H224ZM235 231V230H234ZM259 231V230H258ZM205 232H207V230L205 231ZM236 232V231H235ZM234 232V233H235ZM237 232H239V231H237ZM237 232L235 233V234H237ZM240 233V232H239ZM200 236V235H199ZM198 236V237H199ZM201 236H202V234H201ZM204 236V235H203ZM206 236V235H205ZM213 236V235H212ZM239 235L237 234V237H238ZM235 237V236H234ZM202 238H204V237H202ZM207 238V237H206ZM233 239V238H232ZM258 239V240H257ZM261 240V241H262ZM261 241L260 242H258V244L259 243H261ZM264 241V240H263ZM263 243V242H262ZM257 244V245H258ZM260 245H262L261 247H260ZM259 245V247H257V249H256V251H257V255H256V257H254L253 258V260L250 262V264H264V243L263 244H260ZM60 259V258H59Z\"/></svg>","mask_w":264,"mask_h":264},{"label":"crops","instance_id":"3","mask_svg":"<svg viewBox=\"0 0 264 264\" xmlns=\"http://www.w3.org/2000/svg\"><path fill=\"white\" fill-rule=\"evenodd\" d=\"M41 155L42 158L34 159V156L37 157ZM55 155V159L53 156ZM33 163L29 161V167L35 169L38 173L40 171L38 178L39 181L52 180L54 178V173L58 171V156L57 150L53 149V146H49L36 151L33 153ZM29 156V157H31ZM50 161V162H49ZM25 167H28V160L26 159ZM72 176H67L69 181H72L71 185H67L72 193H86L87 196L83 200L84 203H79L76 208L74 205H71L70 215L72 216L71 224L69 227L66 225V220L63 216L61 218L60 226H46V227H24L17 229L14 233H10L5 240V249L2 252L4 257V264H179L178 260H169L163 259L160 256H156L155 250L150 251L144 249L141 251L134 250L132 253L127 256L114 255L112 250H114L115 245L121 242V240L115 242L114 239L107 240V233L110 232L111 227L115 228L116 226L112 222L107 223L104 221L102 226H99V236L104 235L105 239L103 243L99 239H96L97 245L100 249H103L102 252H90L83 245L84 242L82 236L84 233L81 231L76 232V228H83L84 225L80 224L81 220H85V216L90 213L91 207L97 206L101 211V218H110L111 215L116 214L124 210V194L126 190L124 187L117 185L116 181H109L107 179L103 180V185L100 187L95 194L93 190L96 188L90 187L87 185L90 178V174L85 170L79 169L76 165H73L71 170ZM81 178H78V177ZM59 180L52 182L57 183ZM76 181L75 184L73 182ZM86 182V183H85ZM52 183H45L41 186H36L29 188L24 191L37 193L40 195L41 205L43 204V199L51 198L48 193H51L52 190L46 189L47 186L53 185ZM34 190V192H32ZM96 191V190H95ZM19 192L9 193L5 195H0V201L12 204L15 202L16 196ZM41 192V193H40ZM36 195V194H35ZM59 195V194H58ZM123 195V196H122ZM96 196V197H95ZM55 198V197H54ZM52 199V198H51ZM57 208L59 203H57ZM76 214H82V216H74ZM82 221V222H83ZM52 224V223H51ZM123 234V233H118ZM108 253L111 257L110 259L103 260L101 257ZM102 255V256H101ZM60 258V259H59ZM3 260V261H4Z\"/></svg>","mask_w":264,"mask_h":264}]
</instances>
